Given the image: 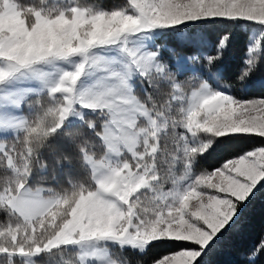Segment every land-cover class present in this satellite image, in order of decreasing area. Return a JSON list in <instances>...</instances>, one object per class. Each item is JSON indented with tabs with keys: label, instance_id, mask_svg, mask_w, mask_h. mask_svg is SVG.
Returning a JSON list of instances; mask_svg holds the SVG:
<instances>
[{
	"label": "snow or ice",
	"instance_id": "1",
	"mask_svg": "<svg viewBox=\"0 0 264 264\" xmlns=\"http://www.w3.org/2000/svg\"><path fill=\"white\" fill-rule=\"evenodd\" d=\"M258 199L264 0H0V264H210Z\"/></svg>",
	"mask_w": 264,
	"mask_h": 264
},
{
	"label": "trees",
	"instance_id": "2",
	"mask_svg": "<svg viewBox=\"0 0 264 264\" xmlns=\"http://www.w3.org/2000/svg\"><path fill=\"white\" fill-rule=\"evenodd\" d=\"M233 152L235 149L232 150ZM223 158V153H216L209 163H214ZM251 224L248 233L242 239L233 240L228 238L224 242L222 253L213 254L209 257L210 264H239L240 249L251 246L264 230V200L258 199L250 209ZM264 264V262H262Z\"/></svg>",
	"mask_w": 264,
	"mask_h": 264
}]
</instances>
